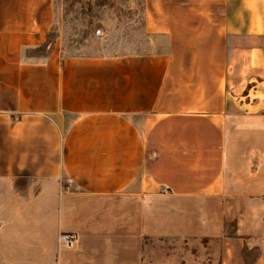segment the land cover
<instances>
[{
	"label": "crops",
	"instance_id": "crops-1",
	"mask_svg": "<svg viewBox=\"0 0 264 264\" xmlns=\"http://www.w3.org/2000/svg\"><path fill=\"white\" fill-rule=\"evenodd\" d=\"M141 2L64 54L54 0H0V264H264V0Z\"/></svg>",
	"mask_w": 264,
	"mask_h": 264
},
{
	"label": "rangeland",
	"instance_id": "rangeland-1",
	"mask_svg": "<svg viewBox=\"0 0 264 264\" xmlns=\"http://www.w3.org/2000/svg\"><path fill=\"white\" fill-rule=\"evenodd\" d=\"M56 4V21L51 30L48 41L57 45L64 54L93 53L103 44L105 35L98 31L110 29L117 25L119 18L130 17L137 20L142 14L141 0H54ZM119 24V23H118ZM33 59L44 58L48 50L33 48ZM235 120L232 121L234 123ZM238 145L246 141V131L239 132ZM64 184L68 187L65 177ZM69 234L75 241L71 232L60 234L59 239L64 245L62 236ZM145 264H216V249L201 244L198 241L172 240L171 238H150L145 240Z\"/></svg>",
	"mask_w": 264,
	"mask_h": 264
},
{
	"label": "built area",
	"instance_id": "built-area-1",
	"mask_svg": "<svg viewBox=\"0 0 264 264\" xmlns=\"http://www.w3.org/2000/svg\"><path fill=\"white\" fill-rule=\"evenodd\" d=\"M97 33H99V31L97 30ZM63 241L67 244V246H72L74 243V240L72 239V236H70L69 234H66L65 236H62Z\"/></svg>",
	"mask_w": 264,
	"mask_h": 264
}]
</instances>
